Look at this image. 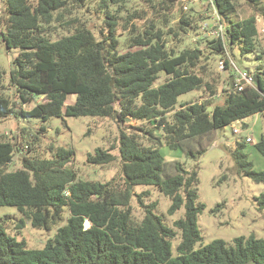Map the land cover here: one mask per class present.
<instances>
[{
	"label": "trees",
	"instance_id": "1",
	"mask_svg": "<svg viewBox=\"0 0 264 264\" xmlns=\"http://www.w3.org/2000/svg\"><path fill=\"white\" fill-rule=\"evenodd\" d=\"M141 1L0 0V38L7 48L19 49L9 84L0 70V121L12 115L41 121L28 149L34 155L22 156L23 168L15 171L7 166L19 155L16 135L0 132V206L18 208L24 216L18 227L28 220L44 229L63 221L69 210L65 224L39 249L28 248L0 223V264H264V238L237 237L233 244L213 240L196 248L201 239L197 219L205 207L198 202V164L188 169L162 152L164 146L179 149L198 162L219 129L264 114V72L259 70L258 82L242 89L231 82L234 73L229 74L228 87L220 94L223 103H215L219 84L211 69L214 61L223 62L225 73L233 67L228 45L241 53H264L257 41L258 14L235 19L242 2L258 8L264 0H212L227 39H204L205 47L186 44L200 28L199 19L182 8L175 13L179 0H143L146 8H140ZM82 9L101 18L106 31L97 32L91 15L79 14ZM260 10L264 14V6ZM143 19L147 23L141 27L136 20ZM120 27L123 32L118 33ZM162 72L167 78L155 86ZM190 91L203 98L177 108L179 96ZM69 95L75 98L67 104ZM38 96L41 102L23 107ZM63 116L114 121L118 154L110 151L114 145L97 148L88 162L104 167L119 159L118 175L107 182L79 179L71 166L73 147L50 143V157L37 155L34 147L45 136L47 122ZM129 120L140 124L121 125ZM245 147V141H237L233 152L239 169L264 182V171L254 169ZM255 147L264 155V134ZM138 185H153L168 196L170 213L185 208L174 223L181 231L176 255L172 240L177 231L154 212L155 203L145 205L147 192H135ZM133 196L145 207L141 219L133 213Z\"/></svg>",
	"mask_w": 264,
	"mask_h": 264
},
{
	"label": "rangeland",
	"instance_id": "2",
	"mask_svg": "<svg viewBox=\"0 0 264 264\" xmlns=\"http://www.w3.org/2000/svg\"><path fill=\"white\" fill-rule=\"evenodd\" d=\"M140 4V8L148 6L143 0ZM262 6L264 4L255 8L249 3L242 2L235 19H244L253 13L258 14L257 26L259 33L257 41L264 50V14L260 10ZM179 8H182L181 12L191 13L196 19H199L197 23L200 28L195 33L191 32L189 34L186 44L205 47L207 43L204 42V39H212L218 36L227 39L225 25L217 15L212 0H179L175 13L179 11ZM79 14L84 18L91 15L93 19L91 25L95 27L97 32L103 29L101 18H98L93 11L85 12V9H82ZM151 15L152 11L148 9V18ZM136 22L143 27L147 20H136ZM121 31L123 32L122 27L119 28L118 33ZM127 33L125 31L120 36L121 43H123ZM18 53L19 49L7 48L0 38V70L4 71L6 85L9 84L12 61ZM228 54L230 60L233 61V67L227 73L220 67L219 61H214L212 67L210 66L213 77L214 79L217 78V84H219V94L214 98L215 103H223L220 94L223 88L228 87L229 74L234 73L231 77L234 80L236 79V68L254 74L259 70L264 72V53L261 51L241 53L237 46L229 49L228 45ZM219 57H217V60H219ZM165 75V72L160 73V77L154 85L157 86L164 82L167 78ZM10 93L15 98L13 87L10 89ZM201 95V92L196 91L184 93L179 96L176 107L179 108L182 103L187 101L201 99L203 98V95ZM74 98L75 95H69L66 103H72ZM42 100L43 97L38 96L23 107L31 109ZM234 123L217 131L214 144L201 155L198 162L187 157L179 149H170L167 146L162 148L163 155L167 160H180L188 169H192L198 164L200 179L198 202L204 203L205 207L199 213L197 219L201 239L196 243V248L213 240H224L233 244L237 237L249 238L255 236L256 238H264V182L255 181L239 169L233 155L237 141H245L246 147L243 152L248 154L250 161L253 162L254 169L264 171V155L255 147V143L259 140L261 134H264V114H254ZM129 124L139 125L140 122L135 123L129 120L121 125L129 127ZM46 125L45 136L34 147L37 150V155L43 156L45 154L50 157L52 155L51 150L48 148L50 143H54L56 146L73 147L76 154L71 166L77 172L79 179L107 182L118 175L119 159L114 164L105 165L104 167L88 162V154L93 153L97 148L109 149L114 145L115 148L110 151L118 154L119 129L111 118L91 116L52 117ZM40 126L41 121L37 118L24 119L12 115L0 121V132L16 135V142L19 143V155L14 156L8 163L7 168L9 171L23 168L22 156L34 155V151L28 152V149L34 141V135H37ZM235 128L241 129V132H235ZM23 129H25V137H23ZM157 134H159V131ZM247 136L253 137V141L248 142ZM135 192H147L143 198L145 205L155 203L154 212L161 215L164 222L177 231L176 237L172 240V251L176 255L177 244L181 240V231L175 227L174 223L184 215L185 208L182 206L179 210L170 213L171 199L153 185H138ZM131 204L134 215L141 219L145 215V207L140 204L136 196H133ZM68 216L69 210L66 208L63 221L54 225L51 229L35 228L28 220H26L24 226L18 227L24 217L18 208L7 205L0 206V223L4 225L6 232L19 241H25L30 249L44 247L55 236L57 229L65 224ZM86 225L88 226L89 222H86Z\"/></svg>",
	"mask_w": 264,
	"mask_h": 264
},
{
	"label": "built area",
	"instance_id": "3",
	"mask_svg": "<svg viewBox=\"0 0 264 264\" xmlns=\"http://www.w3.org/2000/svg\"><path fill=\"white\" fill-rule=\"evenodd\" d=\"M0 34H1V31H0ZM231 62L233 63L232 60H231ZM220 67H223V62H220ZM236 70H237V75H236V79L234 81H235V85L238 89H242L243 86H245V85L253 84L254 79H255L254 74L250 73L249 71H241L237 68H236ZM236 122H238V121H236ZM233 124H235V123H233ZM236 131L240 133L241 129L235 128V132ZM247 141L252 142L253 137L247 136Z\"/></svg>",
	"mask_w": 264,
	"mask_h": 264
},
{
	"label": "water",
	"instance_id": "4",
	"mask_svg": "<svg viewBox=\"0 0 264 264\" xmlns=\"http://www.w3.org/2000/svg\"><path fill=\"white\" fill-rule=\"evenodd\" d=\"M254 77H255V81L258 82V75L255 74ZM114 82H115V77H113V79L111 81V85H114ZM231 82H233V77H231ZM212 109H213L212 106L208 107V111H211ZM246 264H259V263L255 260H249Z\"/></svg>",
	"mask_w": 264,
	"mask_h": 264
}]
</instances>
